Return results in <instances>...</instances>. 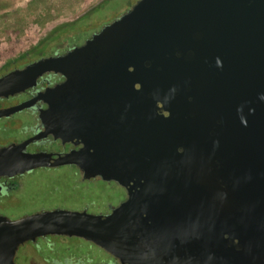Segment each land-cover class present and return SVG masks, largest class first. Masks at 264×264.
Wrapping results in <instances>:
<instances>
[{
    "label": "water",
    "instance_id": "1",
    "mask_svg": "<svg viewBox=\"0 0 264 264\" xmlns=\"http://www.w3.org/2000/svg\"><path fill=\"white\" fill-rule=\"evenodd\" d=\"M47 72L45 131L80 150L0 147V176L76 163L128 197L108 214L0 213V264L46 235L84 238L122 264H264V0H138L81 45L0 78ZM31 102L0 111L12 112Z\"/></svg>",
    "mask_w": 264,
    "mask_h": 264
},
{
    "label": "flooded vegetation",
    "instance_id": "2",
    "mask_svg": "<svg viewBox=\"0 0 264 264\" xmlns=\"http://www.w3.org/2000/svg\"><path fill=\"white\" fill-rule=\"evenodd\" d=\"M104 3L105 2H102L99 6L85 13H92L93 10L95 11L102 7ZM94 33H92V35ZM81 44H83V42L79 45ZM65 52L56 51L44 56L20 54L10 57L0 65V78L14 70L23 69L28 64L42 57L59 55ZM63 81H65V77L60 73L47 72L40 76L33 86L9 95H0V111L17 107L26 102H31L26 107L12 112H3L0 115V147L8 146L13 143H22L34 138L27 144L26 151L32 153H51L53 159L60 155L64 156L72 151L80 150L83 147L82 143L63 141L61 138H55L53 134L37 137L46 129L41 119V112L49 107L48 103L41 98V94L48 88L55 87ZM62 168L68 169L72 174H75L77 183L84 188H90L100 184L109 189L107 192V202H98V200L90 202L88 199L89 201L84 203L79 202L74 210H86L96 214H108L128 197L126 188L118 182L114 180H105L100 176L87 179L84 177L85 172L79 165L76 163H66L59 166L38 167L13 177L0 176V213L7 216L5 207L18 203L21 199L20 193L24 186V182L22 183L20 181L22 178L29 176L37 170H60ZM64 203L68 204L67 202ZM39 210L40 208L36 211ZM21 216H23V214L18 217ZM16 264L122 263L105 249L84 238L66 235H46L20 246L16 256Z\"/></svg>",
    "mask_w": 264,
    "mask_h": 264
},
{
    "label": "rangeland",
    "instance_id": "3",
    "mask_svg": "<svg viewBox=\"0 0 264 264\" xmlns=\"http://www.w3.org/2000/svg\"><path fill=\"white\" fill-rule=\"evenodd\" d=\"M107 0H0V65L22 54L52 29L60 24L71 22ZM138 0H110L108 8L94 12L96 18L87 20L80 31L73 33L69 41L84 43L95 30L101 29L124 12ZM126 8V9H124ZM124 9L123 13H120ZM96 11V10H95ZM90 14V15H91ZM98 15V16H97ZM117 16V17H116ZM65 39L54 42L50 51L66 49ZM24 182L18 203L5 207L7 216L16 219L41 210L56 208L74 210L79 202H107V192L103 185L84 188L77 183V177L68 169L37 170L20 180ZM117 191V190H116ZM118 192V191H117ZM119 193V192H118ZM89 199V200H88ZM67 202L68 204H65ZM65 204V205H63ZM22 217V216H21ZM20 218V217H18Z\"/></svg>",
    "mask_w": 264,
    "mask_h": 264
},
{
    "label": "trees",
    "instance_id": "4",
    "mask_svg": "<svg viewBox=\"0 0 264 264\" xmlns=\"http://www.w3.org/2000/svg\"><path fill=\"white\" fill-rule=\"evenodd\" d=\"M109 1L110 0H107L106 3H104L103 6L100 7V9L108 8ZM98 9H96V11H94V12H97V14H99V12H100L99 11L100 9L99 10ZM124 9H126V8H124ZM124 9H121L120 10L121 12L118 13L117 16L120 15L121 13H123ZM90 14L89 13L88 14L85 13V14H83V16H81L80 18H78L76 20H73L71 22H67V23H63V24L58 25L57 27L52 29L36 45L31 47L27 51L23 52L22 55L44 56V55H47V54H52V53H54L56 51L65 52L66 50H68V49H70V48H72V47H74L76 45H79L80 44L79 41H69V37L73 33L82 30L81 28L86 25L87 20L93 19V21H94V19L96 18V15H92V14L90 15ZM97 30H95V31H97ZM61 39H65L64 41L67 42L64 45L66 47V49L60 50V48H57L54 51H50V48L53 46L54 42L58 43V41H61Z\"/></svg>",
    "mask_w": 264,
    "mask_h": 264
}]
</instances>
